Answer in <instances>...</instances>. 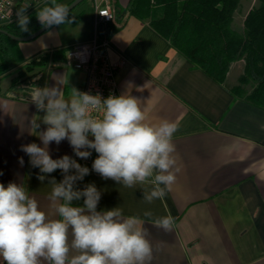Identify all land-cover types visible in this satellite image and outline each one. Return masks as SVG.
Returning a JSON list of instances; mask_svg holds the SVG:
<instances>
[{"label":"crops","instance_id":"0c3cea01","mask_svg":"<svg viewBox=\"0 0 264 264\" xmlns=\"http://www.w3.org/2000/svg\"><path fill=\"white\" fill-rule=\"evenodd\" d=\"M46 1L40 0L31 11ZM129 1L110 4L127 7ZM96 14L95 1L89 0L74 18L73 35H64L54 25L29 43L18 42L25 61L43 54L48 59L40 74L22 83L15 79L24 62L0 74V183H21L42 210L50 211L48 179L54 176L59 182L63 176L57 170L42 183L39 169L20 150L33 142L43 146L30 121L44 112L30 102L28 89L59 86L66 95L70 88L81 91L85 73L66 66L56 52L98 34L109 39L113 62L128 60L117 73L120 95L137 98L150 122L176 123L173 142L181 171L172 190L151 204L143 200V190L150 184L125 188L89 174L78 187L94 183L102 192L98 211L120 207L125 216L143 221L153 245L151 264H264V107L235 97L227 84L196 68L148 19L126 15L121 23L97 25ZM113 26L117 29L108 34ZM46 127L41 123L37 131ZM49 152L57 159L72 156L73 149L64 140L50 143ZM146 211L151 218L144 216ZM168 214L175 223L166 232L153 220Z\"/></svg>","mask_w":264,"mask_h":264},{"label":"clouds","instance_id":"9594fccd","mask_svg":"<svg viewBox=\"0 0 264 264\" xmlns=\"http://www.w3.org/2000/svg\"><path fill=\"white\" fill-rule=\"evenodd\" d=\"M27 7L17 12L22 32L29 31ZM69 13V6L51 0L36 16L51 28L72 23ZM69 90L66 95L59 86L28 89L30 102L44 112L30 121L43 146L33 142L20 150L39 169L42 183L57 170L63 178L48 179L49 212L21 183H0V259L4 264H151L153 245L143 221L125 216L120 207L98 211L102 192L94 183L78 187L90 169L67 154L53 159L49 145L67 140L75 156L84 160L94 150L92 171L125 188L150 184L143 190V200L151 204L172 190L181 171L173 142L178 127L167 120L150 122L140 101L129 94L102 98ZM41 123L47 127L38 132ZM19 162L23 165L22 157ZM144 216L151 218L152 213ZM174 223L171 214L153 220L166 232Z\"/></svg>","mask_w":264,"mask_h":264},{"label":"trees","instance_id":"16d2710c","mask_svg":"<svg viewBox=\"0 0 264 264\" xmlns=\"http://www.w3.org/2000/svg\"><path fill=\"white\" fill-rule=\"evenodd\" d=\"M64 1L56 0L60 4ZM46 4H51V0L26 14L30 18L29 31L22 32L18 20L0 27L17 36L29 35L43 26L36 13ZM241 4L242 0H130L127 7H122L112 2L111 23L116 20L121 23L126 15L148 19L196 68L221 84H226L232 64L243 61L239 83L229 89L235 97L264 107V0H258L247 13L243 29L238 30L234 18ZM116 29L110 27L107 33ZM67 50L56 54H62L65 60ZM0 56L3 60L0 74L24 62L15 79L20 83L40 74L48 59L43 54L25 61L18 42L3 33H0Z\"/></svg>","mask_w":264,"mask_h":264},{"label":"built area","instance_id":"2783aa9c","mask_svg":"<svg viewBox=\"0 0 264 264\" xmlns=\"http://www.w3.org/2000/svg\"><path fill=\"white\" fill-rule=\"evenodd\" d=\"M96 8V23L111 22L114 13L110 0H94ZM36 0L35 4H39ZM33 1L28 0H0V25H6L18 20L17 12L21 7H27L26 13L33 8ZM110 41L107 37L98 34L87 42L75 44L68 48L64 63L68 67H74L83 71L86 75L85 83L81 87V92L92 95L99 94L102 98L109 95L120 96L117 73L128 60L122 57L119 61L113 62L109 56ZM72 158L76 159L82 166L90 169V174L99 175L91 170V165L97 157V153L92 150V155L88 159H80L72 153Z\"/></svg>","mask_w":264,"mask_h":264},{"label":"rangeland","instance_id":"374dc122","mask_svg":"<svg viewBox=\"0 0 264 264\" xmlns=\"http://www.w3.org/2000/svg\"><path fill=\"white\" fill-rule=\"evenodd\" d=\"M30 1L34 2L32 6L35 7L36 5H38L37 3L35 4L36 0H30ZM43 4L44 3H42L41 5H43ZM257 4H258V0H242L241 6L238 8V10L235 13L234 27L236 29H238V30L243 29L244 20L246 18L247 13L252 9V7L254 5H257ZM88 6H89V0L83 1L81 4H79V6L77 8L73 9L69 13V18L70 19L72 17L75 18L77 16V13H78L80 8L88 7ZM55 27H57V29H59V31L62 32L64 35H67L70 33L73 35L76 32L74 20L70 24L66 23V24L55 26ZM27 43H29V42H27ZM243 69H244V62L243 61H237V62H234L232 64V67L230 68L229 72L227 73V78H226V84L229 87H234V86L238 85V83H239L238 80H239V77L243 73ZM248 89H250V87Z\"/></svg>","mask_w":264,"mask_h":264},{"label":"water","instance_id":"95a60500","mask_svg":"<svg viewBox=\"0 0 264 264\" xmlns=\"http://www.w3.org/2000/svg\"><path fill=\"white\" fill-rule=\"evenodd\" d=\"M83 1L85 0H73L71 1L67 6L70 7V12L75 9L79 4H81ZM53 27V26H52ZM51 27V28H52ZM49 27L46 26H42L41 28H39L37 31L26 35V36H17L14 35L10 32H8L7 30L3 29L2 27H0V33L6 34L7 36H9L12 40L17 41V42H28V41H32L36 38H38L39 36H41L42 34H44L46 31H48L49 29H51Z\"/></svg>","mask_w":264,"mask_h":264}]
</instances>
